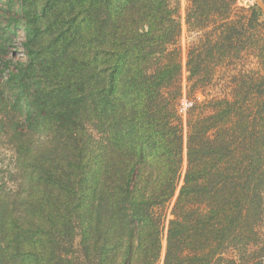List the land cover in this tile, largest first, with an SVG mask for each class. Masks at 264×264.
Here are the masks:
<instances>
[{"label": "trees", "instance_id": "16d2710c", "mask_svg": "<svg viewBox=\"0 0 264 264\" xmlns=\"http://www.w3.org/2000/svg\"><path fill=\"white\" fill-rule=\"evenodd\" d=\"M3 3L0 264H264L256 4L186 0L184 169L179 0ZM20 28L24 61L6 51ZM245 55L257 70L197 98Z\"/></svg>", "mask_w": 264, "mask_h": 264}, {"label": "rangeland", "instance_id": "374dc122", "mask_svg": "<svg viewBox=\"0 0 264 264\" xmlns=\"http://www.w3.org/2000/svg\"><path fill=\"white\" fill-rule=\"evenodd\" d=\"M262 1V0H261ZM4 0H0V16L5 14V6H4ZM236 3L238 6L248 7L252 4H255L253 0H236ZM257 6V5H256ZM185 8H186V0H179V20L181 23V36L179 40V45L181 48V61H182V88L184 92V98L180 105V111L183 115L184 119V128H183V168L185 169L186 164V157H185V141H186V127H185V110L187 107L185 95H186V85H187V72L185 70V64H186V53H187V47L190 45V42L192 41L191 35L186 32V27L184 23V15H185ZM16 11V8L11 12V14H14ZM4 13V14H3ZM262 13V12H261ZM7 16V15H6ZM14 17V16H13ZM264 17V16H263ZM0 17V20L2 23H5V20ZM190 36V37H189ZM191 39V40H190ZM23 43V32L22 29H17L15 35H10L6 51L8 53V57H13L14 59H18L20 61L25 60V52L22 48L21 44ZM259 68L257 61L250 55H245L243 58L240 59V61L236 62L234 68L231 69L229 67L221 68L218 70V72L213 76V81L211 84L204 88V90L200 93L197 92V98L200 100H203L202 94L207 98L212 97H222L224 95H227V93L230 91V80L229 77L233 74H236L238 70H257ZM3 70V66L0 64V71ZM1 75V73H0ZM0 83H1V76H0ZM7 145L4 143L0 145V177L6 178L8 169H11L13 167V155L9 150H7ZM8 187H12V184L10 182L7 183ZM169 218V217H168ZM264 228V224H263ZM164 248H165V240L163 237L162 240V254H161V260L163 259L164 254Z\"/></svg>", "mask_w": 264, "mask_h": 264}, {"label": "water", "instance_id": "95a60500", "mask_svg": "<svg viewBox=\"0 0 264 264\" xmlns=\"http://www.w3.org/2000/svg\"><path fill=\"white\" fill-rule=\"evenodd\" d=\"M264 16V3L261 0H253Z\"/></svg>", "mask_w": 264, "mask_h": 264}]
</instances>
